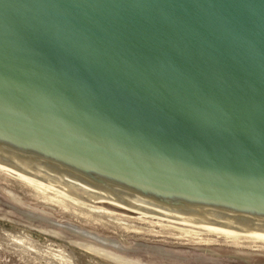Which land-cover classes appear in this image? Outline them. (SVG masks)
I'll list each match as a JSON object with an SVG mask.
<instances>
[{"label": "water", "instance_id": "obj_1", "mask_svg": "<svg viewBox=\"0 0 264 264\" xmlns=\"http://www.w3.org/2000/svg\"><path fill=\"white\" fill-rule=\"evenodd\" d=\"M0 163L264 234V0H0Z\"/></svg>", "mask_w": 264, "mask_h": 264}, {"label": "rangeland", "instance_id": "obj_2", "mask_svg": "<svg viewBox=\"0 0 264 264\" xmlns=\"http://www.w3.org/2000/svg\"><path fill=\"white\" fill-rule=\"evenodd\" d=\"M22 177L0 168V264H264L262 242L237 245L204 226Z\"/></svg>", "mask_w": 264, "mask_h": 264}, {"label": "bare ground", "instance_id": "obj_3", "mask_svg": "<svg viewBox=\"0 0 264 264\" xmlns=\"http://www.w3.org/2000/svg\"><path fill=\"white\" fill-rule=\"evenodd\" d=\"M0 168H2L4 171H9V173L15 175L16 173L19 174V176H23L24 178L26 177H29V178H32L31 176H29L28 174H25L21 171H18L16 169H13L11 167H8L6 165H3L0 163ZM15 173V174H14ZM10 175V174H9ZM22 177V178H23ZM32 179H35V178H32ZM37 180V179H35ZM39 181V180H38ZM42 182V181H41ZM28 185H30L33 189H35L36 191H38L39 193L41 194H45L47 191H52L50 189H47L45 187H42V186H38L32 182H27ZM44 186V185H43ZM55 190V189H54ZM57 191V190H56ZM53 193V192H52ZM55 193V192H54ZM53 193V194H54ZM55 195L57 196V198L59 197H62L60 196L59 194H56ZM62 195V194H61ZM55 198V197H54ZM65 199V198H64ZM56 200V199H55ZM68 200V199H67ZM99 201V200H98ZM59 202V201H58ZM62 202V201H61ZM101 203H104L102 201H100ZM116 206V205H115ZM106 212V211H105ZM111 213V212H110ZM151 225V224H150ZM203 227V226H202ZM205 227V226H204ZM206 230H209L210 232H216L217 234H222L224 235L226 238H228V240L230 239L233 243L235 244H243L244 242H249V244H253V243H257V242H262V244H264V234H260V233H251V232H240V231H232V230H225V229H219V228H212V227H205ZM182 234L183 235H186L189 234V235H196L198 236L195 232H192V231H187V230H181ZM213 234V233H212ZM215 234V233H214ZM188 235V236H189ZM201 235V234H200ZM202 236V235H201ZM185 237V236H184ZM199 240V239H198ZM227 240V239H226ZM193 242V241H192ZM247 244V243H246Z\"/></svg>", "mask_w": 264, "mask_h": 264}]
</instances>
